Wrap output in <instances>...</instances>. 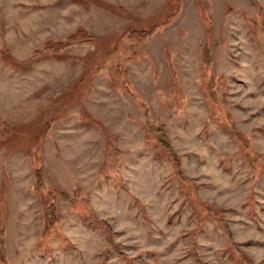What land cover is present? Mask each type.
Masks as SVG:
<instances>
[{
  "label": "rangeland",
  "instance_id": "obj_1",
  "mask_svg": "<svg viewBox=\"0 0 264 264\" xmlns=\"http://www.w3.org/2000/svg\"><path fill=\"white\" fill-rule=\"evenodd\" d=\"M0 264H264V0H0Z\"/></svg>",
  "mask_w": 264,
  "mask_h": 264
}]
</instances>
